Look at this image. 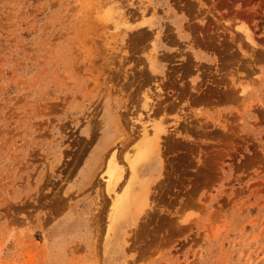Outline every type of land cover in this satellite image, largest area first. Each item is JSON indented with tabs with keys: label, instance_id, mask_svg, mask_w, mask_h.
Segmentation results:
<instances>
[{
	"label": "rangeland",
	"instance_id": "374dc122",
	"mask_svg": "<svg viewBox=\"0 0 264 264\" xmlns=\"http://www.w3.org/2000/svg\"><path fill=\"white\" fill-rule=\"evenodd\" d=\"M0 264H264V0H0Z\"/></svg>",
	"mask_w": 264,
	"mask_h": 264
},
{
	"label": "bare ground",
	"instance_id": "6f19581e",
	"mask_svg": "<svg viewBox=\"0 0 264 264\" xmlns=\"http://www.w3.org/2000/svg\"><path fill=\"white\" fill-rule=\"evenodd\" d=\"M110 5H112V4H110ZM151 64L152 65H158L154 58H151ZM149 99H150V96L147 95L146 96L145 105H149V102H150V101H148ZM149 121H151V120H148V122ZM150 126H152V128H153L152 131H151V128H149V125L144 123L143 128H142V130H141V132H140V134L138 136V137L141 138L140 142L139 143L137 142L138 145L136 147L138 149L137 150L134 149L136 152H134L133 154H130V152L126 154V159L128 160L132 170L136 169V166L139 163V161H142L141 159H143V158L149 159L157 151L158 140H159V138L162 135L161 132L164 130V126L160 122H156V121H153V123ZM160 133H161V135H160ZM115 153H116V151H114L112 153L111 157L108 158V160L106 161V172L108 173V177L106 178V181H105V188L111 194V196L113 198V201L111 203V208L113 210L116 209L117 207L118 208H123L125 206V204L128 202L127 201L128 199H126L124 197V195H122L124 193V190H122L121 192L116 191L117 190L116 187H118L117 186L118 185V181L121 178V174H123L122 173L123 171H122V167L120 165V162L116 158V154ZM125 183H126V181H125ZM143 187L145 188V186H143ZM123 212H124V210H123ZM119 215H121V213H119Z\"/></svg>",
	"mask_w": 264,
	"mask_h": 264
}]
</instances>
